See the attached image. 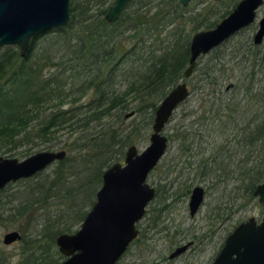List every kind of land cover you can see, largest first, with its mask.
Returning <instances> with one entry per match:
<instances>
[{
	"label": "trees",
	"instance_id": "16d2710c",
	"mask_svg": "<svg viewBox=\"0 0 264 264\" xmlns=\"http://www.w3.org/2000/svg\"><path fill=\"white\" fill-rule=\"evenodd\" d=\"M107 1L70 0V19L49 29L54 31L50 40H37L49 30L37 34L23 57L16 45L0 51V150L11 151L33 138L47 141L58 127H71L62 140L67 154L49 171L15 180L22 187L14 192L10 182L0 188V224L17 227L24 251L39 249L38 254L28 253L24 264H43L57 235L80 225L105 167L122 159L139 128L151 125L159 101L183 77L191 31L215 24L191 16L178 20L180 14L165 3L144 13L137 9L143 5L139 0L130 14L108 21ZM185 22L190 23L188 30ZM260 93L250 91L253 101L245 105L233 95L220 105L223 113L252 115V126L243 127L249 136L239 140L253 144L261 160L243 186L249 192L264 176V98H256ZM128 111L138 114L139 127L137 121L123 125ZM4 261L0 255V264Z\"/></svg>",
	"mask_w": 264,
	"mask_h": 264
},
{
	"label": "water",
	"instance_id": "95a60500",
	"mask_svg": "<svg viewBox=\"0 0 264 264\" xmlns=\"http://www.w3.org/2000/svg\"><path fill=\"white\" fill-rule=\"evenodd\" d=\"M129 0H114L105 19L115 21ZM184 5L189 0H180ZM262 0H241L237 8L214 27L196 30L190 38L189 63L184 69L188 76L198 55L205 53L241 26L252 21L254 9ZM70 19V0H0V47L16 45L23 57L30 50L34 36ZM264 33V18L257 36ZM185 82L171 87L159 101L152 120L150 142L138 152L134 144L126 150L124 163L114 162L105 169L96 200L74 232L57 235L56 243L65 256L58 264H115L128 243L136 236L135 223L145 211L155 189L146 181L152 167L167 147L164 127L176 106L185 98ZM64 149H44L19 159L0 155V188L20 178L33 176L56 159ZM254 194L264 203V180ZM199 194L193 196L197 202ZM21 238L17 229L3 235L8 244ZM213 264H264V219L259 224L254 217L239 223L227 236Z\"/></svg>",
	"mask_w": 264,
	"mask_h": 264
},
{
	"label": "rangeland",
	"instance_id": "374dc122",
	"mask_svg": "<svg viewBox=\"0 0 264 264\" xmlns=\"http://www.w3.org/2000/svg\"><path fill=\"white\" fill-rule=\"evenodd\" d=\"M130 1L131 0H129V2ZM139 1L140 4H143L144 6L141 5L140 8L138 7L139 5H136V7H138V10H143L144 13L154 10L156 4L159 3H165L163 6L167 8L169 7L172 9L174 7V10L180 14L178 20H190L189 16H191L192 20L220 19V14L232 6V4L228 3L229 1L221 2L215 0H190L186 5H182L181 3L175 5V3L180 0ZM139 1H137V3L136 0L130 2L125 8L123 15L130 14L135 8L134 5L138 4ZM113 2L114 0H108L105 4L106 9H108ZM262 14H264V4L260 7L258 16H261ZM183 26L188 30L190 23L185 22ZM253 27H257V21H255L252 27L246 28L238 34L229 37L222 45L213 48L199 58V68L196 69V73L190 78L191 93L189 94V97L180 103L173 112V115L164 127V134H171L176 127L182 130L184 127L190 128V126H195L196 122L192 123V119L197 114L211 113V110H207L210 106L216 108L219 100L223 98L226 101V99L231 96L232 89H230V87L226 88L230 83H235V85H237V83L241 82L243 85H249L254 80L256 81L254 83L255 86H257L256 84L262 86L263 72L258 71L256 74H253L252 70L258 67V61L256 59H259L260 57H257L256 50L259 48L263 49L264 42L260 47H254L251 38ZM202 28L204 27L202 26L198 29ZM195 31H191L190 37ZM52 37H54V31L49 30L40 34L37 37V40L39 43H42L50 40ZM3 47L4 46L0 47V51ZM261 63L262 62H260V65ZM203 68H209V71L211 69V74L207 76L203 72H200ZM212 77L216 79L215 84L213 83ZM240 94L236 95L237 100L241 97ZM237 115L239 123L243 122L244 115L239 112H237ZM138 118V114L128 111L125 120L123 121V125L137 121L139 127ZM58 128V131L50 140L43 141L39 138H33L30 142L20 143V145H17L11 151L3 152V150H0V155L16 156L19 159H22L39 150L60 149L63 145L62 140L71 132V127L66 124ZM139 131L140 133L138 136L134 137L133 143H135L139 149H143L150 142L149 135L151 132V125L147 126V128L140 127ZM178 135L179 134L173 136V138L169 140L165 153L154 169L149 173L148 181L152 184L159 183L162 190H160V194L149 203L146 214L139 221L140 230H144L145 232H143V234L140 233L138 239L129 246L117 264H206L211 260L213 254L217 251L220 245L219 242H223L225 234L234 226L235 222L244 220L250 215H255L259 218L264 214V205L259 204L257 198L254 196L251 197L247 191L237 194V190L239 189L237 188L236 190L234 187L235 183H233V193L236 197L233 200L235 212L230 219L222 222V227L217 230L215 239L204 245L201 243L200 236L205 230L208 231L209 227H202L200 229L196 228L194 231L187 227L197 223L204 224L205 222H208V217L211 213L209 209L213 207L215 202L214 196L217 195V193H215V187H210V191L205 199L206 203L194 218L189 216L187 201L184 199L175 201L174 203H171L169 207L159 211L163 206V195H165L164 192H166L165 184L168 178L171 179L174 176H178L180 179H186V177L189 176L193 178H188L186 181L187 184L196 181L197 178L195 175L197 168L194 166L198 158H200V155H207L209 152L213 151L217 146V140L219 141L221 138L218 133L214 132L212 136L207 137L209 138L208 142L204 143L203 147H205V149L207 148L206 150L204 149L198 156L197 154L195 156H188L187 154L180 153L179 145L181 144V139ZM46 144H49L51 147L46 148ZM247 153L251 160H259V154L257 156L255 152L247 151ZM241 155L243 154L237 152L234 156V159L237 160L238 163L241 161ZM190 161L192 162L190 165L185 163ZM174 162H177V164H174ZM51 166L53 165L46 168L43 171V174L44 172L46 173L49 171ZM164 173L165 176L162 177ZM235 175L238 176L237 171L233 174V176ZM237 181L238 180L235 181V179L233 180V182L236 183ZM10 183L11 184L8 186L10 192H14L19 187H22V185L16 181ZM7 206L9 205L7 204ZM156 216H159L158 220L155 218ZM158 221L159 223L156 225L155 222ZM166 223L169 224V228H161V224ZM13 228L17 229L14 225L0 224V255H3L5 258L3 264H24V257H26L28 253H31V255L38 254L39 249L33 252L30 250L24 251L22 239L10 244L3 243L2 238L4 233ZM26 233L28 234V232ZM185 234L190 236L186 238H192L193 236L196 239V244L194 243L191 253L187 252L177 258L170 259L168 257L169 252L177 244L186 241ZM29 235L30 234H28V236ZM30 236H33V234L31 233ZM177 241L178 243H176ZM64 257L65 256L58 250L55 243V245L48 251V255L43 264H57L64 259Z\"/></svg>",
	"mask_w": 264,
	"mask_h": 264
},
{
	"label": "flooded vegetation",
	"instance_id": "af4514ba",
	"mask_svg": "<svg viewBox=\"0 0 264 264\" xmlns=\"http://www.w3.org/2000/svg\"><path fill=\"white\" fill-rule=\"evenodd\" d=\"M189 1H188V3H189ZM215 1H221V2L222 1H224V2L229 1L228 3L232 4V6H231V8H228L227 10H225V12L221 13L220 19H216L215 24L211 27H214L220 20H222L227 15H229L232 11H234L237 8V5L241 0H215ZM179 2L182 5H184L181 1H179ZM128 3H129V1L124 6V8L120 14H122L124 12L125 8L128 6ZM263 4H264V0H262L261 3L259 5H257V7L254 9L255 14H254V17H253L251 22H249L246 25L241 26L239 29H237L235 32H233L228 37L223 39L219 44L212 47L210 50H212L213 48H215L217 46L222 45L224 42H226V40L229 37H231L235 34H238L240 31H242L246 28L252 27V25L255 23V21H257V27L252 28V33H251V38L253 40L252 44L254 45V47L255 46L260 47L264 42V33L261 35V37H258L257 32L260 28V20H262L264 18V14H262L261 16H258V14H259L260 7ZM211 27H208V28H211ZM202 29H206V28H202ZM197 30H199V29H197ZM189 44H190V42H189ZM240 47H242V46H240ZM210 50H208L205 53H201L200 55L197 56L193 70L188 76L184 75V70H183V77H181L173 85H171V87H173L178 82H185L188 93L180 103L185 101L189 97V94L191 93L190 78L193 76L194 73H196V69L199 68V65H198L199 58L202 55L208 53ZM256 55H257V57H260V58L256 59L258 61V63H257L258 67L253 69L252 73L256 74V72H258V71L263 72V76H262L263 84H262V86L258 85V84H256L257 86H255L254 83L256 81L253 80L249 85H246V86H248V91L244 87L245 84L243 85V83H241V82L237 83V85H235V83H230L226 87V88L230 87V89H232L231 95L234 96L233 99L236 100V102L241 103L242 105H245V103H247L248 99L253 101V98L250 99V97H252L250 95V91L253 92L256 89L260 90V92H261L260 95L256 96V98L257 99L258 98H264V47H263V49L262 48L257 49ZM260 62H262L261 65H260ZM188 63H189V59H188ZM187 66H188V64L185 66V68ZM200 72H203L205 75L208 76L211 74V69L209 71V68H203ZM200 72H197V73H200ZM212 79H213V83L215 84L216 79H214L213 77H212ZM237 94L241 95V97H239L238 100L236 98ZM224 101L225 100L223 98L221 100H219V102H218L219 106L217 105V107H216L217 109H219L217 112L197 114L192 119V123L196 122L195 126H190V128L184 127L182 130L178 129V127H176V129L171 134H169V135L165 134L167 136V146H168L169 140L172 139L173 136H177V134H179L178 137L181 139L180 140L181 144L179 145L180 153L181 154H187L188 156H195L196 154H197V156L200 155V153H202L203 150L205 149V147H203L204 143L205 142L207 143L209 140V138H207V137L212 136V134L214 132L218 133L221 136L220 140L219 141L217 140V146L213 151L209 152L207 155H200V158H198V160L194 166L197 168L196 175H195V177L197 178L196 181L190 182L187 184L186 181L188 180V178H190V179L193 178V177H189V176L186 177V179L185 178L180 179V178H178V176H174L171 179L168 178V180L166 181V184H165L166 192H164L165 195H163V199H164L163 206L159 209V211H162L165 208L169 207V205L171 203H174L175 201L184 199L185 201H187V208H188L189 216L194 218V216H196V214L198 212H200L202 206L206 203L205 199H206V197L210 191V187L211 186L215 187V190H216L215 193H217V195L214 196L215 202L213 204V207H211L209 209L211 211V213L208 217V222H205L204 224L197 223L195 225H190L189 227H187L188 229L191 228V230H193V231L196 228L200 229L202 227H209L208 228L209 230L208 231L205 230L203 232V234H201V236H200L201 237L200 238L201 243H203L204 245L208 244L209 242H211L215 239L217 230L221 229V227H222L221 226L222 222H225V220L230 219L235 212V208L233 207V200L236 197L234 196V193H233V188H232L233 183H235L234 187L236 188V190H237V188L239 189V190H237V194L244 193L245 191H247V193L250 194L251 197L254 196L257 198V201L259 204L264 205V203H261L259 201L258 195L254 194V189H255L256 185L261 183L264 180V176L261 178V180L259 182H257L254 185V187L250 191L251 193L249 192V190H246L243 187L244 184H247L253 178V174L255 173V172H253L254 164H256L258 166L259 165L258 162L261 161L260 159H259L260 161L259 160L258 161L251 160L249 154L247 153V151L248 152H255V150L253 149V147H254L253 144H250V143L243 144V142H241V143L239 142V140H243V138L245 136H247V137L249 136L248 129L247 130L243 129V127L245 125L252 126L253 123L250 122V121H252V115H250V114L244 115V120H242L243 122L239 123L237 113H223L222 112L220 105H222V103ZM177 106H176V108H177ZM175 109L173 110V112L175 111ZM207 110L209 111L210 108ZM173 112L170 115L168 121L170 120L171 116L173 115ZM131 115H132V113H131ZM168 121H167V123H168ZM151 132H152V128H151ZM131 144H134L136 146L138 152H141L145 148L144 147L143 149H139L135 143H131ZM131 144L126 146L125 151H124L123 156H122V159L117 160V161H112L107 167H105V169L108 168L114 162L124 163V157H125L126 150L128 149V147ZM60 149H64L66 152L65 155L67 154V150L65 148H60ZM54 150H58V149H54ZM165 151H166V149H165ZM237 152L243 154L240 157L241 161H239V163L237 160L234 159V156ZM163 154L161 155V157L163 156ZM62 158H59V159H62ZM160 158H159V160H160ZM59 159H56L55 161H57ZM55 161H53L52 163H54ZM158 161H157V163H158ZM157 163L152 167V169L149 171V173L154 169V167L157 165ZM185 163H187V165H190L192 162L190 161V162H185ZM262 163H264V160H262ZM174 164H177V162H174ZM49 166H47L46 168H48ZM45 169H43V170H45ZM105 169L103 170V172L105 171ZM255 169H259V168L256 167ZM236 171H237L238 176H236V175L233 176V174ZM240 171H241V173H240ZM103 172H102V175H103ZM149 173L146 177V181L150 184V186H152L155 189L153 197L151 199H149V201L145 205L144 214L135 223V227L137 229L136 236L128 243L125 250L123 251V253L121 254V256L119 257V259L116 261L115 264H117V262L121 259L123 254L129 248V246L136 239H138V236L140 235V233L143 234V232H145L144 230L143 231L140 230L139 221L146 214L147 206L149 205V203L155 197H157L160 194V190H162L159 183L158 184L157 183L152 184L148 181ZM102 175H101V183H100L99 187L102 184ZM164 176H165V173L162 175V177H164ZM234 179H235V181L238 180L239 182L238 181H237V183L233 182ZM239 185L241 187H239ZM98 188H97V190H98ZM97 190L95 192V200H96ZM195 192L199 194V199L197 200V202L195 200H194V202H192ZM95 200H94V202H95ZM93 203H92V205H93ZM92 205L90 206V208L92 207ZM88 210H87V212H88ZM159 216H160V214H159ZM159 216H156L155 218L158 220ZM250 217H254L256 223L259 224L264 219V214L259 218H257L255 215H250L244 220H240L239 222H235L234 226L231 227V229L228 230V232L225 234L223 242L222 243H221V241L219 242L220 245H219L217 251H215V253L213 254L211 260L206 264H213V261H214L215 257L217 256V254L219 253V251L221 250L227 236L234 230V228L239 223L247 221ZM81 223H80V225H81ZM158 223H159V221L155 222L156 225ZM80 225L76 226L75 229H73L71 232L76 231L80 227ZM168 225L169 224H167V223L161 224V228H169ZM156 230H158V229H156ZM20 234H21V232H20ZM184 236H185V238L190 237L187 234H185ZM21 237H22V234H21ZM195 240L196 239L193 236H192V238H186V241H184L180 244H177L174 248H172V250L168 254V257L170 259H174V258H177V257L187 253V252L191 253V249L195 243ZM15 241H17V240H15ZM13 242L14 241H12L10 243H13ZM10 243H8V244H10ZM55 243H56V240H55ZM176 243H178V241ZM56 245H57V243H56ZM57 247H58V245H57ZM58 250H59V248H58Z\"/></svg>",
	"mask_w": 264,
	"mask_h": 264
}]
</instances>
